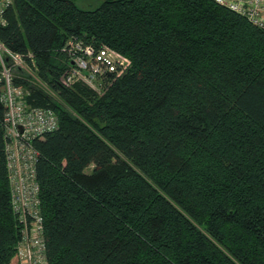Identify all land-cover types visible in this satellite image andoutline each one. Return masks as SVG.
I'll use <instances>...</instances> for the list:
<instances>
[{"label":"trees","instance_id":"obj_1","mask_svg":"<svg viewBox=\"0 0 264 264\" xmlns=\"http://www.w3.org/2000/svg\"><path fill=\"white\" fill-rule=\"evenodd\" d=\"M6 19L53 93L17 84L59 119L34 141L48 264H264L263 30L214 0H13ZM70 40L131 66L65 88ZM4 117L0 264H20Z\"/></svg>","mask_w":264,"mask_h":264},{"label":"built area","instance_id":"obj_2","mask_svg":"<svg viewBox=\"0 0 264 264\" xmlns=\"http://www.w3.org/2000/svg\"><path fill=\"white\" fill-rule=\"evenodd\" d=\"M214 1L264 31V0ZM12 3L13 0H0V27L7 25L6 12ZM64 51L71 60L70 68L60 79L65 88L83 83L101 93L107 77H122L131 66L127 56L110 47L96 48L82 41L70 40ZM21 73L28 75L35 86L53 93L37 78L24 55L12 51L0 41V101L5 107L6 164L11 205L21 226L17 254L20 264H48L40 187L37 182L39 153L34 147V141L58 130L60 125L53 109L29 102L31 90L16 82L23 78Z\"/></svg>","mask_w":264,"mask_h":264},{"label":"rangeland","instance_id":"obj_3","mask_svg":"<svg viewBox=\"0 0 264 264\" xmlns=\"http://www.w3.org/2000/svg\"><path fill=\"white\" fill-rule=\"evenodd\" d=\"M102 2H103V0H78V5L82 9L92 10V9H96ZM91 169H90V171H91Z\"/></svg>","mask_w":264,"mask_h":264}]
</instances>
